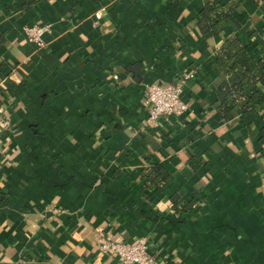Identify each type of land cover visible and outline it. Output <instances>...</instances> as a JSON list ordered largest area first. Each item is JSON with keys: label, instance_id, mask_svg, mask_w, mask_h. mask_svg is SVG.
<instances>
[{"label": "crops", "instance_id": "1", "mask_svg": "<svg viewBox=\"0 0 264 264\" xmlns=\"http://www.w3.org/2000/svg\"><path fill=\"white\" fill-rule=\"evenodd\" d=\"M36 1L0 0V264H119L99 240L154 264H264V116L215 112L231 30L201 33L205 0ZM236 1L259 60L264 0ZM33 25L50 27L42 47ZM186 75L187 111L143 130L146 86ZM149 164L171 180L146 188ZM176 192L201 199L173 210Z\"/></svg>", "mask_w": 264, "mask_h": 264}, {"label": "trees", "instance_id": "2", "mask_svg": "<svg viewBox=\"0 0 264 264\" xmlns=\"http://www.w3.org/2000/svg\"><path fill=\"white\" fill-rule=\"evenodd\" d=\"M36 2L30 0L31 4ZM236 7V0L225 4L205 0L198 13L197 25L201 33L213 36L226 29L231 30L216 51V68L226 81L215 91L217 106L214 109L224 122L229 121L233 109H237L242 123L248 125L251 120L264 116V55L259 60L253 59L240 41L238 31L242 21L232 15ZM252 37L258 40L257 48L262 49L264 45L257 34H252ZM142 175L146 179V188H160L171 180V175L159 164H149ZM200 199L194 195L189 202H185L182 192H176L170 201L173 210L189 212L194 210Z\"/></svg>", "mask_w": 264, "mask_h": 264}, {"label": "built area", "instance_id": "3", "mask_svg": "<svg viewBox=\"0 0 264 264\" xmlns=\"http://www.w3.org/2000/svg\"><path fill=\"white\" fill-rule=\"evenodd\" d=\"M99 18V14H96ZM25 38L29 44L43 46V36L50 31L48 25H33L25 28ZM189 76H183L176 84H158L152 82L145 89L146 119L142 129L154 128L162 117L181 116L187 111V104L182 100L184 82ZM116 81L118 78L113 77ZM99 251L110 253L119 264H154L142 243L113 242L99 240Z\"/></svg>", "mask_w": 264, "mask_h": 264}]
</instances>
